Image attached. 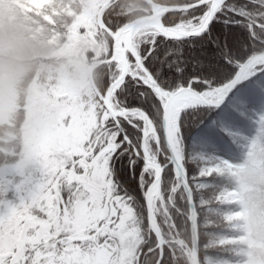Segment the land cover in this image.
<instances>
[{"label": "snow or ice", "instance_id": "1", "mask_svg": "<svg viewBox=\"0 0 264 264\" xmlns=\"http://www.w3.org/2000/svg\"><path fill=\"white\" fill-rule=\"evenodd\" d=\"M63 39L103 75L53 92L55 118L0 151V264H166L198 153L264 112V0H146L73 17Z\"/></svg>", "mask_w": 264, "mask_h": 264}, {"label": "rangeland", "instance_id": "2", "mask_svg": "<svg viewBox=\"0 0 264 264\" xmlns=\"http://www.w3.org/2000/svg\"><path fill=\"white\" fill-rule=\"evenodd\" d=\"M4 1L8 6L15 4L22 11L32 6L30 0ZM35 1L42 3V0ZM138 1L145 2L142 5L129 0L131 10L136 12L140 8L136 17L143 15L146 3V0ZM65 3L67 20L61 22L60 29L49 32L46 42L30 40L24 43L18 38L3 43L0 39V151L20 150L38 138L55 118V105L50 99L54 91L71 96H88L93 92L88 67L91 60L97 59L90 56L84 46L67 42L62 37L74 23L73 17L91 20L108 0H65ZM44 18L52 19L49 14ZM31 59H34L32 63ZM20 109L24 110L26 118L21 119ZM262 113L254 128L263 125ZM211 155L223 168L221 173L227 171L234 176L216 197L222 204L229 205L223 215L226 232L217 237L220 242L233 243L237 248L236 256L221 262L264 264L263 145L253 137L245 139L238 149L227 144L226 148L217 149ZM204 263L212 264L208 258Z\"/></svg>", "mask_w": 264, "mask_h": 264}, {"label": "trees", "instance_id": "3", "mask_svg": "<svg viewBox=\"0 0 264 264\" xmlns=\"http://www.w3.org/2000/svg\"><path fill=\"white\" fill-rule=\"evenodd\" d=\"M32 6L28 11L18 9L15 4L7 5V2L0 0V39L3 43L12 42L14 39H23L24 43H29L30 40H37L40 43L46 42L49 37V32L53 29H60L61 22L67 20L64 17L66 8L65 0H42L38 3L35 0H30ZM135 1V0H134ZM129 0H119L110 5L118 7L120 14L126 16L128 20L136 17L137 12H134L129 7ZM142 4V1H139ZM77 9L76 6H74ZM49 14L52 19L47 21L44 17ZM69 21H67V24ZM10 44V43H9ZM36 57V56H35ZM34 59L29 60L32 63ZM92 61V60H91ZM90 61V62H91ZM28 62V61H27ZM103 69L99 65L93 72V77L96 86L101 82ZM19 114L21 119L25 117L24 110L20 109ZM23 114V117H22ZM262 112H256L253 115L245 116L241 123L235 125L228 130L229 145H234L237 142L246 139L250 133L247 131L251 125L256 124L261 119ZM264 148V123L254 129ZM220 148H212L198 153L193 157L190 163V169L195 172L200 169V174L203 179H197L192 186L193 198L198 215V230H199V255L204 264V259L212 264H222V260L227 257L236 255L237 249L235 245L229 242H220L217 235L226 232V222L223 215L228 205L222 204L216 200L218 193L223 186L233 179V175L224 171L211 152ZM261 191L263 189L261 188ZM178 212L176 215V228L180 237L190 244V234L188 221L186 218V202L183 198L179 202ZM166 264H189L188 261L179 255L178 252L171 254V260L166 259Z\"/></svg>", "mask_w": 264, "mask_h": 264}, {"label": "water", "instance_id": "4", "mask_svg": "<svg viewBox=\"0 0 264 264\" xmlns=\"http://www.w3.org/2000/svg\"><path fill=\"white\" fill-rule=\"evenodd\" d=\"M142 17L133 20L130 23H137ZM97 63H100L97 62ZM187 205V219L190 231V242H191V264H200L199 262V237H198V224H197V213L194 205L192 191H188L185 195ZM163 243V240H162Z\"/></svg>", "mask_w": 264, "mask_h": 264}, {"label": "clouds", "instance_id": "5", "mask_svg": "<svg viewBox=\"0 0 264 264\" xmlns=\"http://www.w3.org/2000/svg\"><path fill=\"white\" fill-rule=\"evenodd\" d=\"M20 55H22V53H21ZM20 55H18V57H17V58H20Z\"/></svg>", "mask_w": 264, "mask_h": 264}]
</instances>
